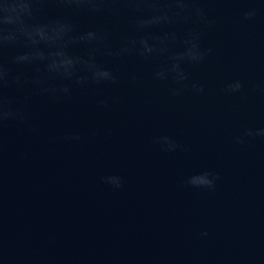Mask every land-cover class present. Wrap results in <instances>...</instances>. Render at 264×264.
I'll list each match as a JSON object with an SVG mask.
<instances>
[{
    "label": "water",
    "instance_id": "obj_1",
    "mask_svg": "<svg viewBox=\"0 0 264 264\" xmlns=\"http://www.w3.org/2000/svg\"><path fill=\"white\" fill-rule=\"evenodd\" d=\"M200 6L212 27L178 34L198 27L211 51L183 65L179 95L153 78L166 57L106 59L116 83L32 96L28 119L0 128V264H264V137L245 135L264 129V0ZM130 34L126 18L113 43ZM161 136L182 147L165 151ZM203 171L219 175L213 190L185 183ZM111 175L122 187L102 181Z\"/></svg>",
    "mask_w": 264,
    "mask_h": 264
},
{
    "label": "clouds",
    "instance_id": "obj_2",
    "mask_svg": "<svg viewBox=\"0 0 264 264\" xmlns=\"http://www.w3.org/2000/svg\"><path fill=\"white\" fill-rule=\"evenodd\" d=\"M200 3L201 0H0V128L10 122H25L26 105L32 96L58 99L70 95L73 86L116 83L117 76L105 65L106 59L166 57L153 78L171 77L179 85L172 95H179L188 80L183 65L199 64L211 51L202 48L198 27H187L182 37L178 34L181 26L212 27L214 22ZM257 12L251 7L243 12V18L251 20ZM81 17H101L105 23L82 28ZM126 18H130L131 34L114 44V30ZM177 44L181 50L173 51ZM77 49H83V54H78ZM243 87L237 80L229 83L226 91L236 93ZM192 89L198 93L204 90L195 83ZM14 92L27 95L19 99ZM245 135L264 137V129L247 130ZM66 139L78 141L80 136ZM155 142L168 152L182 147L168 136L158 137ZM237 142L244 141L237 138ZM218 180V174L203 171L189 176L185 183L213 190ZM102 181L115 189L122 187V178L117 175L102 177Z\"/></svg>",
    "mask_w": 264,
    "mask_h": 264
}]
</instances>
